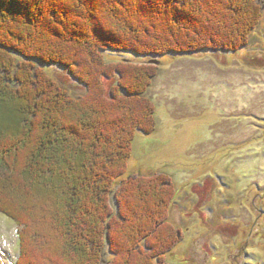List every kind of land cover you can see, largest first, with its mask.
Listing matches in <instances>:
<instances>
[{
  "label": "trees",
  "instance_id": "trees-1",
  "mask_svg": "<svg viewBox=\"0 0 264 264\" xmlns=\"http://www.w3.org/2000/svg\"><path fill=\"white\" fill-rule=\"evenodd\" d=\"M207 1L0 0V214L23 228L17 264H167L179 241L168 223V182L124 178L137 135L155 130L146 94L156 63L172 54L240 51L264 13L260 0H229L223 11L216 6L227 0ZM240 4L255 16L235 20ZM159 27L171 33H150ZM108 51L158 60L108 62ZM43 66L68 69L87 94L64 90ZM106 79L120 83L109 95ZM120 238L132 245L122 249Z\"/></svg>",
  "mask_w": 264,
  "mask_h": 264
},
{
  "label": "rangeland",
  "instance_id": "rangeland-1",
  "mask_svg": "<svg viewBox=\"0 0 264 264\" xmlns=\"http://www.w3.org/2000/svg\"><path fill=\"white\" fill-rule=\"evenodd\" d=\"M228 1L216 10L231 6ZM259 3L264 6V0ZM239 9L237 21L255 16L245 5L240 4ZM116 15L120 23L127 20L122 13ZM101 23L108 30L112 27ZM174 26L170 29L175 32H192L186 25ZM124 29L130 31L128 26ZM170 29L159 27L150 33L169 34ZM233 33L231 36L237 35ZM20 34L25 36L27 31ZM139 34L142 37L146 31ZM242 34L240 29L234 37L236 45L241 44ZM250 38V44L237 52L172 54L159 60L129 52L105 53L108 62L122 64H155L158 60L157 77L146 94L155 107V130L137 135L124 178L158 175L168 182V223L176 228L179 241L164 256L167 264H264V13ZM182 42L194 44L186 39ZM71 46L82 50L78 43ZM92 63L89 61L90 67ZM45 70L72 95L87 94L86 86L68 69L46 66ZM104 84L109 95L120 83L106 79ZM123 114H118L124 117L122 121L132 126L137 123L134 114ZM120 137L126 138L124 134ZM127 217L128 221L133 218L128 209ZM19 233L20 228L0 214V259L4 264L7 258L10 264L17 263ZM119 242L122 249L132 245L125 238ZM164 249L155 248V252Z\"/></svg>",
  "mask_w": 264,
  "mask_h": 264
},
{
  "label": "bare ground",
  "instance_id": "bare-ground-1",
  "mask_svg": "<svg viewBox=\"0 0 264 264\" xmlns=\"http://www.w3.org/2000/svg\"><path fill=\"white\" fill-rule=\"evenodd\" d=\"M0 256H1V254H0ZM10 259V258H9ZM5 262H4V260L3 259H0V264H4ZM7 264H10L9 262H8V258H7ZM11 264H14L13 262L11 263Z\"/></svg>",
  "mask_w": 264,
  "mask_h": 264
}]
</instances>
